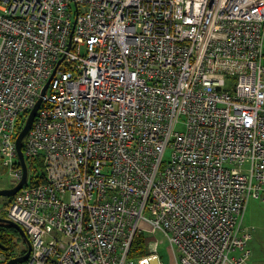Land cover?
Masks as SVG:
<instances>
[{
	"label": "built area",
	"instance_id": "1",
	"mask_svg": "<svg viewBox=\"0 0 264 264\" xmlns=\"http://www.w3.org/2000/svg\"><path fill=\"white\" fill-rule=\"evenodd\" d=\"M40 97L7 207L25 264H162L129 256L157 234L175 264H251L264 0H0V161L17 184Z\"/></svg>",
	"mask_w": 264,
	"mask_h": 264
},
{
	"label": "water",
	"instance_id": "2",
	"mask_svg": "<svg viewBox=\"0 0 264 264\" xmlns=\"http://www.w3.org/2000/svg\"><path fill=\"white\" fill-rule=\"evenodd\" d=\"M48 85H49V82H47V84L43 88L42 95L46 92ZM41 103H42V97H40L37 100L34 108L28 114L26 123H25L22 131L19 133V135L16 139L17 156H18L19 164H20L22 172H23L22 179L13 188L0 190V197H9V198L14 197L23 188V186L27 182L28 168H27V164H26V161H25V158L23 155L22 147H23V142H24L26 136L28 135V133L31 129V126H32L33 121L36 117L37 111L41 106ZM0 224H8V225L12 226L15 230H17L18 233L20 234V236L23 238V240L27 246V251L24 255L13 258V259L9 260L6 264H24L28 260L30 253H31V244H30V241H29L26 233L24 232V230L19 225L13 223L12 221H10L6 218H0Z\"/></svg>",
	"mask_w": 264,
	"mask_h": 264
},
{
	"label": "rangeland",
	"instance_id": "3",
	"mask_svg": "<svg viewBox=\"0 0 264 264\" xmlns=\"http://www.w3.org/2000/svg\"><path fill=\"white\" fill-rule=\"evenodd\" d=\"M39 162H41L40 159H38L37 163ZM38 172H41L40 167H39ZM0 178H1V181L7 184V186L10 188H13L17 184V181H14V179H11V177L9 176V171L6 168H3L1 166V163H0ZM8 182H12V183L8 184ZM9 200H10L9 197H0V218L7 217L6 208L8 207L7 204ZM254 201L255 200H250L248 202L249 205L247 206H249V208L252 209ZM262 208H264V205L262 206ZM143 238L146 240L145 256H148L153 253L162 262V264H175L169 243L163 238V236H161L160 234H157L153 236H149V235L143 236ZM14 240L18 244L17 245L18 250L16 251V254H20V252L25 248L27 249L26 244L23 245L21 240H19V243L17 242L18 240L17 237ZM1 254H4V253H1Z\"/></svg>",
	"mask_w": 264,
	"mask_h": 264
},
{
	"label": "crops",
	"instance_id": "4",
	"mask_svg": "<svg viewBox=\"0 0 264 264\" xmlns=\"http://www.w3.org/2000/svg\"><path fill=\"white\" fill-rule=\"evenodd\" d=\"M0 163L1 166L4 168L1 161ZM9 183L12 182H8V184ZM1 189H10V187H8L7 184L2 182L0 178V190ZM10 201L11 198L8 204L10 203ZM263 205L264 204L259 201H254L252 209L247 206L244 214L243 225L252 228V237L248 244V248L250 250L251 264H264V208H262Z\"/></svg>",
	"mask_w": 264,
	"mask_h": 264
},
{
	"label": "trees",
	"instance_id": "5",
	"mask_svg": "<svg viewBox=\"0 0 264 264\" xmlns=\"http://www.w3.org/2000/svg\"><path fill=\"white\" fill-rule=\"evenodd\" d=\"M22 122L23 121H21V123ZM38 164L39 166H41V162H39ZM42 180L43 179H41V181ZM16 237L18 238V243L19 240H21L23 245L25 244L23 238L20 236L17 230H15L12 226L8 224H0V253H4L7 256V259L3 264H6L9 260L13 258L24 255L27 250L25 248L20 252V254H16V251L18 250V244L14 240ZM145 246L146 240L143 238V236L135 238L133 240L129 256L131 258H141L145 256Z\"/></svg>",
	"mask_w": 264,
	"mask_h": 264
},
{
	"label": "bare ground",
	"instance_id": "6",
	"mask_svg": "<svg viewBox=\"0 0 264 264\" xmlns=\"http://www.w3.org/2000/svg\"><path fill=\"white\" fill-rule=\"evenodd\" d=\"M26 253V252H25Z\"/></svg>",
	"mask_w": 264,
	"mask_h": 264
}]
</instances>
